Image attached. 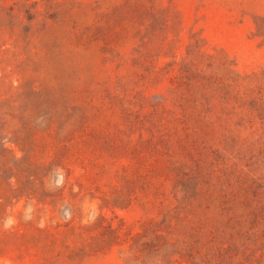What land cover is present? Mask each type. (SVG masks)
<instances>
[{
	"label": "rangeland",
	"instance_id": "obj_1",
	"mask_svg": "<svg viewBox=\"0 0 264 264\" xmlns=\"http://www.w3.org/2000/svg\"><path fill=\"white\" fill-rule=\"evenodd\" d=\"M0 264H264V0H0Z\"/></svg>",
	"mask_w": 264,
	"mask_h": 264
}]
</instances>
